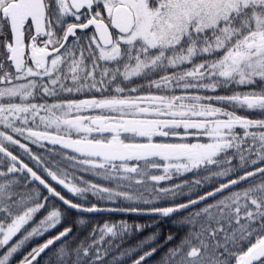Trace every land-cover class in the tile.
I'll use <instances>...</instances> for the list:
<instances>
[{"label": "snow or ice", "instance_id": "obj_1", "mask_svg": "<svg viewBox=\"0 0 264 264\" xmlns=\"http://www.w3.org/2000/svg\"><path fill=\"white\" fill-rule=\"evenodd\" d=\"M0 264H264V0H0Z\"/></svg>", "mask_w": 264, "mask_h": 264}, {"label": "trees", "instance_id": "obj_2", "mask_svg": "<svg viewBox=\"0 0 264 264\" xmlns=\"http://www.w3.org/2000/svg\"><path fill=\"white\" fill-rule=\"evenodd\" d=\"M117 218L118 219H128L129 222H131L134 219V217H131V216H127V217L121 216V217H117Z\"/></svg>", "mask_w": 264, "mask_h": 264}]
</instances>
